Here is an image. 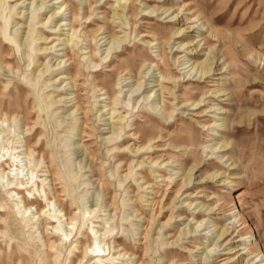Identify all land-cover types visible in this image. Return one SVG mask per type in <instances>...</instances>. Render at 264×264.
<instances>
[{
    "label": "rangeland",
    "instance_id": "374dc122",
    "mask_svg": "<svg viewBox=\"0 0 264 264\" xmlns=\"http://www.w3.org/2000/svg\"><path fill=\"white\" fill-rule=\"evenodd\" d=\"M61 1L0 0V108L16 116L0 147L22 150L25 123L39 131L19 178L0 180V264H48L21 200L57 209L50 177L7 193L46 169L40 153L77 218L51 238L52 264H77L93 240L115 254L80 264H261L264 0Z\"/></svg>",
    "mask_w": 264,
    "mask_h": 264
},
{
    "label": "bare ground",
    "instance_id": "6f19581e",
    "mask_svg": "<svg viewBox=\"0 0 264 264\" xmlns=\"http://www.w3.org/2000/svg\"><path fill=\"white\" fill-rule=\"evenodd\" d=\"M69 1H71V0H62L61 4L68 7L67 3ZM71 15L72 16H71V20H70L69 25L73 22L75 14L71 13ZM48 19L49 18H47V20ZM46 21H44V23H46ZM71 28L72 27L70 25V29ZM72 36H73V34L70 35V38H68L67 41H71L72 40ZM45 39H47V38H45ZM63 57H65L66 61H68L70 65H73L71 57L68 56L67 53H65ZM89 57H90V63L93 64L94 67H96L97 64L94 61H92V59H91L92 56L90 55ZM200 72H201V74H205L207 72V70L200 69ZM162 114L164 116H167V118L170 117V114L168 112H166L165 109H162ZM15 117H16L15 114L10 115L8 112L2 113V109L0 108V133L3 134V132H4L5 128L3 127V124L8 122V121H14ZM35 124H32V125H29L27 123L24 124V131L30 132V133H27L26 134L27 136L25 138H23L24 140H23V144L21 146V147H23V149L21 148L22 150H18L17 149L18 146H12V145L11 146L8 145L9 147H5V145L0 147V151H1L0 152L1 153L0 154L1 155L0 156V169L2 168L4 163L9 164V162H11V164L8 167V168H10V169H8V171L5 170V167H3L0 170V172H1L0 180L1 181L4 180V179H7V178L9 179V176L11 174L14 175L13 177L18 179L19 178V172H18L19 168H18V165L16 163H18L19 161H17L16 159L20 155L24 156V157L32 156L33 153L35 152V148L39 147V144H38L39 143V138H37V140L34 142V144H32V145L29 144L30 140H32L34 138V136L36 134H38V132H39L38 131V127H36ZM5 135H7V134H5ZM132 135L136 136V133H133ZM136 138H137V136H136ZM152 141L154 142V138H153ZM8 143H9V141H8ZM138 149H142V147L141 148H137L134 151L137 152ZM8 151H9V153H8ZM13 151H15V152H13ZM5 154H8L7 158H5ZM13 158H14V160H13L14 163L12 161H10ZM149 158L150 157H147V158L143 159L140 163H143V162L147 161V159H149ZM37 160H38V162L45 163L46 165L44 167L46 169L44 171H42L41 168L39 170H35L34 168L29 170L30 173H31V176L29 177V180H30L31 184L28 186V182L25 183V182H23V180H21V182L19 183L21 186L16 187L15 189L9 188L7 190V193L10 195V197H12L13 190L16 191V195L19 194V191H21V190H25L28 193H30V188H33V187H35L37 192L39 193L40 192V187L38 185L37 177H41L42 175L38 176L37 172H43V176L50 177L49 183H50L52 194H53L52 200L55 203V205L57 206V209H51L50 208V204L51 203L49 201L50 199H49L48 196H46V198L43 199V200L46 201V205L44 204L42 207H39V205H40L39 200L35 197L34 193H30V194H32L33 200H29L28 198L21 200L22 208H23V212L21 214V218H23L26 221V223H28V224L32 223V219H37V220L39 219L40 220V225H41L42 234H43L42 237L44 238L42 243H43V246L45 247V250H44V255H45L44 263L47 262L48 264H52L54 262V259L52 258V254L51 253L53 252V250L54 251L59 250L58 248H59L60 243H57L55 240H51V238L52 237H57L56 232H58L59 226H62V225H65L66 226L65 228H67V231L71 232V228L73 227V224H74V222H76L77 218H76L75 214H70L69 211L65 210L64 204L61 203L60 199H59V195L60 194H56V192H55L54 186L56 184V178H55V175H54L55 173L53 171L52 159L51 158L47 159V157L45 156L44 153H40V154H37ZM150 162L153 163V164L157 163V161H154L153 159H150ZM12 171H14V172H12ZM126 172H127V170H126ZM188 185H189V182L181 183L179 188L177 189V191L175 193V197L178 198L179 192L184 187H186ZM169 193H171V192H169ZM167 194L165 193L162 196V198H164ZM31 209L35 210V212H33ZM26 213H27V215L25 216ZM49 229H53L54 233L51 232V235H49V232H48ZM2 233H5V232L4 231H0V234H2ZM96 234H97V231L94 232V235H96ZM64 235H65L64 238L67 239V235L68 234L64 233ZM99 235H101V234H99ZM222 235L223 234H221L220 237ZM71 239H70L69 245H71L74 242L76 243V241H71ZM60 242H62L61 239H60ZM95 243L96 242L93 240L92 243H89L88 245H85L84 247H82V246L75 247V249L78 248V250H76L74 252V255L76 256V253L81 255V257L78 259L77 264H80L82 262V260L88 256V250H91V254L94 253L93 257H97L99 259H102V258H105V257H109V259H112V256L115 253H110V250L108 251V253L106 255L104 253H99V251L103 252V250H101L97 246L98 244H95ZM95 245L97 247H94ZM118 252H119L120 255H126L127 254V251H125L124 248H120L118 250ZM256 257L261 258L258 255ZM5 258H6V256H5ZM114 259H115V256H114ZM263 261L264 260L260 259L258 262H261V264H264ZM5 264H8V262L5 261ZM141 264H143V263H141Z\"/></svg>",
    "mask_w": 264,
    "mask_h": 264
}]
</instances>
